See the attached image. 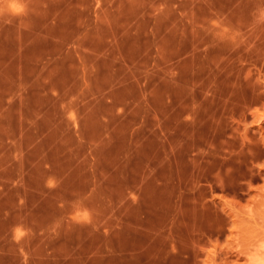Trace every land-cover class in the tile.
<instances>
[{
  "label": "rangeland",
  "instance_id": "obj_1",
  "mask_svg": "<svg viewBox=\"0 0 264 264\" xmlns=\"http://www.w3.org/2000/svg\"><path fill=\"white\" fill-rule=\"evenodd\" d=\"M186 4L0 0V106L19 68L34 74L37 89L36 75L56 58L90 62V50L116 43L140 80L145 111L131 117L143 124L135 137L129 141L120 131L114 152L137 154L144 162L136 161V169L159 170L144 178L145 199L153 200L150 192L161 184L155 199L169 207L163 220H186L177 231L194 236L169 242L162 264L264 262V0H244L193 33ZM68 116L77 125L76 114ZM9 136L0 122V145ZM118 163L99 162V168ZM81 216L90 221L88 212ZM25 233L18 228L16 237Z\"/></svg>",
  "mask_w": 264,
  "mask_h": 264
},
{
  "label": "crops",
  "instance_id": "obj_2",
  "mask_svg": "<svg viewBox=\"0 0 264 264\" xmlns=\"http://www.w3.org/2000/svg\"><path fill=\"white\" fill-rule=\"evenodd\" d=\"M185 1L192 6L187 17L197 26L188 29L193 33L244 0ZM194 6L205 14L194 15ZM112 44L90 50V62L56 58L36 75L37 89L34 74L19 68L3 96L0 122L10 142L0 145V264H162L169 242L194 239L177 231L186 220H163L169 207L155 199L161 184L150 192L153 200L145 199L144 178L159 170L136 169V161L144 162L137 154L114 152L121 130L130 141L142 127L131 117L145 111V92ZM116 160L118 167L99 168V162ZM114 177L135 180L126 185ZM84 212L89 222L82 221ZM18 228L26 230L20 238Z\"/></svg>",
  "mask_w": 264,
  "mask_h": 264
},
{
  "label": "bare ground",
  "instance_id": "obj_3",
  "mask_svg": "<svg viewBox=\"0 0 264 264\" xmlns=\"http://www.w3.org/2000/svg\"><path fill=\"white\" fill-rule=\"evenodd\" d=\"M262 256V255H261ZM257 258V257H256ZM261 259H263V257H260ZM260 258H258L259 259V261L258 260H256V261H258V262H256L257 264L259 263V262H263V260L261 261L260 260ZM264 263V262H263ZM262 264V263H261Z\"/></svg>",
  "mask_w": 264,
  "mask_h": 264
}]
</instances>
